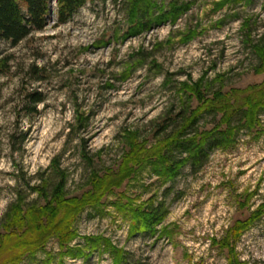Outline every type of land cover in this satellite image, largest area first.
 <instances>
[{"label":"rangeland","instance_id":"obj_1","mask_svg":"<svg viewBox=\"0 0 264 264\" xmlns=\"http://www.w3.org/2000/svg\"><path fill=\"white\" fill-rule=\"evenodd\" d=\"M128 1L90 0L60 23L59 1L49 0L43 30L16 45L0 41V264H115L107 242L125 252V264H230L213 239L255 213L263 214L236 250L246 264H264V113L232 148L207 150L200 165L188 163L175 179L164 181L148 166L123 172L131 166L124 161L132 149L127 133L154 145L179 127V112L199 107L180 91L184 83H199L209 97L222 90L238 99L263 83L253 47L264 41V0H185L192 7L176 23L123 38ZM34 97L42 102L33 104ZM221 116L203 113L196 130L214 127ZM55 165L66 176L68 197L90 190L93 172L124 181L77 217L68 246L52 237L29 254L35 233L25 225L7 231L8 214L19 195L27 206L46 203L33 187L44 177L51 192L59 181ZM121 199L161 204L167 217L160 233L131 235ZM67 247L84 255L66 254Z\"/></svg>","mask_w":264,"mask_h":264},{"label":"trees","instance_id":"obj_2","mask_svg":"<svg viewBox=\"0 0 264 264\" xmlns=\"http://www.w3.org/2000/svg\"><path fill=\"white\" fill-rule=\"evenodd\" d=\"M58 1V19L60 23H65L90 0ZM128 6L130 27L123 38L138 36L153 26H160L168 22L176 23L191 9L192 2L172 0L167 5L165 3L159 5L156 0H129ZM49 10V0H0V41H9L16 45L31 33L43 30L48 24ZM253 49L259 59V65L255 68V72L264 73V41L254 45ZM202 82L203 80H200V83ZM180 91L189 95L188 100L196 97L200 104L199 107L191 112L186 108L179 112L176 116L181 120L179 127L166 135L157 137L158 140L154 145H150L148 139L138 141L135 132L127 133L132 142V149L126 153L124 161L131 163V166L127 165L123 169L124 177L148 166L164 181L175 179L188 163L192 162L194 167L200 165L205 157H208L207 150L215 147L232 148L236 144L240 131L243 129L252 131L261 123L260 115L264 113V81L251 91L253 94H247L242 99H238L233 94L230 95V91L224 93L222 90L218 91L215 96L209 97L202 93L199 83L194 87L184 83ZM40 102H42L41 98H33V104L36 105ZM205 112L220 113L222 116L214 127L199 132L195 127ZM236 118H239V123L234 125L233 122ZM175 153L180 156H175ZM183 154L186 155L183 157ZM55 169L59 181L52 186L51 192L48 191L50 181L44 177L41 178L39 186L33 187L45 199L44 205L27 206L24 196L19 195L17 202L12 205L10 214H8L10 221L6 223L7 231L13 225L17 227L25 225L35 233L34 239L29 241L25 247L29 254L43 248L52 237H58L62 246H68L77 236L74 229L77 217L86 208L99 205L105 194L112 193L124 181L123 176L116 175L117 178H112V175L108 176L107 172L102 176L98 172H93L89 180L91 189L79 196L68 197L66 176L58 165H55ZM124 201L120 200L118 208L130 214L131 235L147 231L152 234L160 233L157 226L162 224L167 217V212L161 204L155 205L150 201L149 204L134 206L128 200ZM262 214L255 213L246 220L237 221L233 227L228 229L222 240L213 239V244L221 245L227 249L230 264H246L238 256L236 243L253 222L261 218ZM93 243L100 246L101 239H96ZM107 244V250L112 248V252L115 253V264H125V252L113 248L110 242ZM66 254L84 255V251L68 248ZM17 262L19 263L18 260Z\"/></svg>","mask_w":264,"mask_h":264},{"label":"clouds","instance_id":"obj_3","mask_svg":"<svg viewBox=\"0 0 264 264\" xmlns=\"http://www.w3.org/2000/svg\"><path fill=\"white\" fill-rule=\"evenodd\" d=\"M40 107H42V105H40Z\"/></svg>","mask_w":264,"mask_h":264}]
</instances>
